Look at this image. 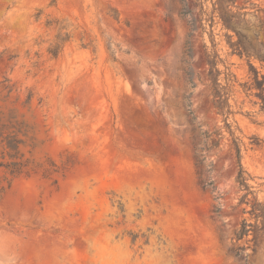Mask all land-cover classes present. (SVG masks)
<instances>
[{
    "label": "rangeland",
    "instance_id": "rangeland-1",
    "mask_svg": "<svg viewBox=\"0 0 264 264\" xmlns=\"http://www.w3.org/2000/svg\"><path fill=\"white\" fill-rule=\"evenodd\" d=\"M238 4L264 17V0ZM211 6L0 0V264H264L234 237L253 222L234 144L264 198V111ZM213 54L220 85L234 75L227 114Z\"/></svg>",
    "mask_w": 264,
    "mask_h": 264
},
{
    "label": "trees",
    "instance_id": "trees-1",
    "mask_svg": "<svg viewBox=\"0 0 264 264\" xmlns=\"http://www.w3.org/2000/svg\"><path fill=\"white\" fill-rule=\"evenodd\" d=\"M55 0H52L54 2ZM240 0H210L211 11L209 13L210 20L213 21L216 17L222 28L226 31H232L236 36L235 40H230L228 45L231 49L230 54L236 55L239 58H245L248 65V79L242 84V88L246 92L255 90V95L260 101V108L264 111V74L254 65L257 62L261 68L264 67V17L259 14H254V22L246 19L247 13L244 12L245 7L238 4ZM202 5L200 6L201 11ZM255 22L258 25H255ZM260 26L259 30H256ZM249 32H253V36H249ZM262 33L263 36H260ZM68 40V34L64 37L58 35L56 42L49 48V53L56 56L60 49V44ZM217 54L206 56V63L209 66L208 77L211 82L213 103L220 113L227 114L228 103L227 91L231 87L234 75L231 72L225 74V85L219 83L220 72L217 70ZM226 109V110H225ZM218 143L211 140V146H217ZM236 160L239 167L237 174V183L239 188L244 191L238 200L237 206L241 208L242 214H247L253 220L248 222L246 218L241 221L239 229L235 232L234 237L236 241L248 238L247 242H253L252 253L256 254L259 247H264V198L260 199L251 187L247 184L246 172L242 169L240 164V150L237 144H234ZM248 176V174H246ZM204 186H211V182ZM251 195V197H249ZM230 250L235 256H240L241 252L245 250L244 247H233ZM249 255L246 254L245 258Z\"/></svg>",
    "mask_w": 264,
    "mask_h": 264
}]
</instances>
